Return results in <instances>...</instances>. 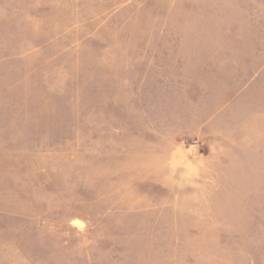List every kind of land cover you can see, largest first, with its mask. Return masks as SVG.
Segmentation results:
<instances>
[{"label":"rangeland","instance_id":"374dc122","mask_svg":"<svg viewBox=\"0 0 264 264\" xmlns=\"http://www.w3.org/2000/svg\"><path fill=\"white\" fill-rule=\"evenodd\" d=\"M262 63L264 0H0V264H264Z\"/></svg>","mask_w":264,"mask_h":264},{"label":"crops","instance_id":"0c3cea01","mask_svg":"<svg viewBox=\"0 0 264 264\" xmlns=\"http://www.w3.org/2000/svg\"><path fill=\"white\" fill-rule=\"evenodd\" d=\"M240 61H241V58L239 59L238 63H241ZM227 62H228L227 55L225 54V59H224V79H225L226 88H227L228 83L230 84V82H232L231 81L230 71H228ZM238 69L239 70H238L237 74H234V72L232 73V74L235 75V76L233 75V77H232L233 78V86L234 87H237L238 89H241V90H243L244 88L250 87V85H246L248 83L249 79H250L249 82L250 83L251 82L254 83L255 86H257V84L260 85V83H262V79L264 78V63H262L261 66L258 69L254 70L253 73L251 72L252 76L248 73V78L247 79L244 78V77H247V75L246 76L243 75L240 66H238ZM245 82H246V84H245ZM240 97H241V92H240V94L236 95V97L234 98V103H236L237 100L240 99ZM229 103H231V102H229ZM226 110H227V105L224 106V111H226Z\"/></svg>","mask_w":264,"mask_h":264}]
</instances>
